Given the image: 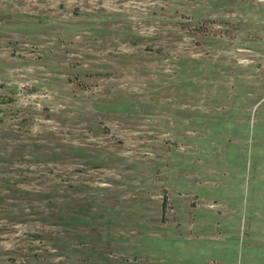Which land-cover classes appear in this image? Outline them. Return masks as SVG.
Segmentation results:
<instances>
[{
  "label": "rangeland",
  "instance_id": "rangeland-1",
  "mask_svg": "<svg viewBox=\"0 0 264 264\" xmlns=\"http://www.w3.org/2000/svg\"><path fill=\"white\" fill-rule=\"evenodd\" d=\"M0 264H264V0H0Z\"/></svg>",
  "mask_w": 264,
  "mask_h": 264
}]
</instances>
